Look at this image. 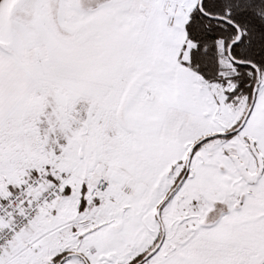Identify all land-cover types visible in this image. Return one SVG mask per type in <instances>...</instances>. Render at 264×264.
Here are the masks:
<instances>
[{
  "label": "snow or ice",
  "instance_id": "6c2138e0",
  "mask_svg": "<svg viewBox=\"0 0 264 264\" xmlns=\"http://www.w3.org/2000/svg\"><path fill=\"white\" fill-rule=\"evenodd\" d=\"M0 264H264V0H0Z\"/></svg>",
  "mask_w": 264,
  "mask_h": 264
}]
</instances>
